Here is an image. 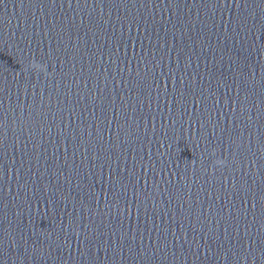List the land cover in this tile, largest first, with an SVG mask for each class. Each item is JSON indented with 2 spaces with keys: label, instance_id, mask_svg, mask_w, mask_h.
Returning a JSON list of instances; mask_svg holds the SVG:
<instances>
[{
  "label": "water",
  "instance_id": "95a60500",
  "mask_svg": "<svg viewBox=\"0 0 264 264\" xmlns=\"http://www.w3.org/2000/svg\"><path fill=\"white\" fill-rule=\"evenodd\" d=\"M0 264H264V0H0Z\"/></svg>",
  "mask_w": 264,
  "mask_h": 264
}]
</instances>
